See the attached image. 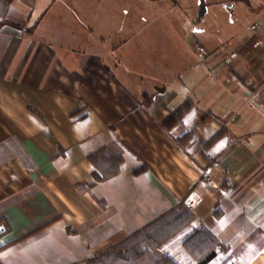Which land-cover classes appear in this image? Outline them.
<instances>
[{"label":"crops","instance_id":"crops-1","mask_svg":"<svg viewBox=\"0 0 264 264\" xmlns=\"http://www.w3.org/2000/svg\"><path fill=\"white\" fill-rule=\"evenodd\" d=\"M226 1L247 21L194 31L192 47L212 54L190 60L154 50L166 26L120 24L102 0H12L0 28L4 264H87L188 195L201 198L195 218L163 253L197 264L182 241L205 227L219 242L206 264H264V0ZM223 47L236 57L220 71ZM111 142L123 150L120 172L97 181L87 154ZM206 169L216 187L202 183Z\"/></svg>","mask_w":264,"mask_h":264},{"label":"trees","instance_id":"trees-1","mask_svg":"<svg viewBox=\"0 0 264 264\" xmlns=\"http://www.w3.org/2000/svg\"><path fill=\"white\" fill-rule=\"evenodd\" d=\"M11 2L12 0H0V28L7 23L6 14ZM199 20L201 21L200 17ZM188 108H190V101L186 99L161 122L162 127L170 130L181 121L185 109ZM222 133L223 129L219 130L212 140ZM191 134L187 132L176 141L183 147L189 141ZM87 158L95 168V179L106 180L120 172L123 150L118 142H111L88 153ZM194 218L193 212L181 203L111 249L87 260V264H180L170 255L163 253L160 248L177 233L191 225ZM257 233L256 231L254 235ZM182 245L197 264H206L216 255L219 242L210 230L200 227L193 229L185 236ZM238 252L239 250L236 251Z\"/></svg>","mask_w":264,"mask_h":264},{"label":"rangeland","instance_id":"rangeland-1","mask_svg":"<svg viewBox=\"0 0 264 264\" xmlns=\"http://www.w3.org/2000/svg\"><path fill=\"white\" fill-rule=\"evenodd\" d=\"M222 2L223 0H102L101 7L116 9L121 15L118 17L120 24L134 25L138 29L146 24L166 26L168 29L165 33L166 38L152 37L156 47L154 50L156 52L177 50L180 55H187L190 60H199L200 54L193 51L192 47L194 31L205 32L207 29L209 33L222 35L224 27H228L229 23L234 22L237 25V22L242 24L247 21L241 20L235 14L234 2ZM177 23L184 28L179 32V38L176 37L177 33L171 32L172 28L170 29L178 25ZM131 50L135 52V49ZM138 51L140 49H137L136 53ZM186 61L188 62V59ZM177 258L181 261L179 256Z\"/></svg>","mask_w":264,"mask_h":264},{"label":"built area","instance_id":"built-area-1","mask_svg":"<svg viewBox=\"0 0 264 264\" xmlns=\"http://www.w3.org/2000/svg\"><path fill=\"white\" fill-rule=\"evenodd\" d=\"M251 29L256 31L258 29V24H256V23L252 24ZM258 34L260 36V43L262 45L263 52H264V30H259ZM194 49L198 54H200L201 56H203L205 58H208L212 54L211 50H209L206 46H204L203 44H200V43H196L194 45ZM222 50L226 56V58H225L226 63L222 66V68H220V71L225 70V69L227 70L228 69L227 67L229 66L228 64L236 57V53H234V52L228 53V49L226 47H223ZM261 86H264V79L261 82ZM201 181H202V183H204L208 186H211V187L217 186V183L214 180L212 171L208 170V169H206L203 172L202 177H201ZM200 201H201L200 197L188 195L187 197H185L183 199V204L187 208H189L191 211H193L197 207V205L200 203ZM4 230H5V225L2 222H0V233ZM0 264H4L1 261V259H0ZM223 264H239V263H238V260L236 259L235 256L230 255L228 258H226V260Z\"/></svg>","mask_w":264,"mask_h":264}]
</instances>
